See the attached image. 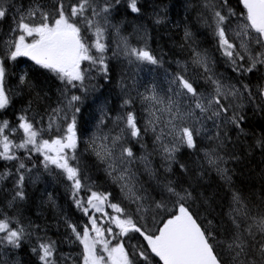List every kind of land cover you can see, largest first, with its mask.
<instances>
[{
	"label": "snow or ice",
	"instance_id": "1",
	"mask_svg": "<svg viewBox=\"0 0 264 264\" xmlns=\"http://www.w3.org/2000/svg\"><path fill=\"white\" fill-rule=\"evenodd\" d=\"M170 7L0 0V114L21 104L15 120L0 119V264H24L25 244L31 264H264V0H184L179 48L187 57L175 70L149 44L152 28L171 23ZM188 13L212 36V51L197 43ZM20 58L30 63L20 67ZM113 87L119 103L109 108L96 93ZM90 98L96 114L84 121ZM249 108L261 122L251 124ZM153 155L163 172L151 166ZM94 170L119 193L101 189ZM49 181L65 188L67 210ZM42 182L56 240L47 224L25 223L29 184Z\"/></svg>",
	"mask_w": 264,
	"mask_h": 264
},
{
	"label": "trees",
	"instance_id": "2",
	"mask_svg": "<svg viewBox=\"0 0 264 264\" xmlns=\"http://www.w3.org/2000/svg\"><path fill=\"white\" fill-rule=\"evenodd\" d=\"M165 2L171 5L170 12H169V17H170L171 23H169L167 25V27L161 25L158 28L157 27L152 28L151 29V40L149 41V44H150V47L153 49V51L157 55L161 54V52L167 53L168 55L165 56V60L166 61L172 60L173 63L171 64L170 67L172 70H175L177 68L175 61L180 60L181 64H183L184 59L187 57V52L182 51L179 48V44L182 43V37H183V33H184L183 23H184V17L186 15V13L184 12V9L182 7L184 0H165ZM233 3L235 4V0H233ZM188 15H192V17H193L192 24L195 25V27L193 28V31L198 32V35L196 37L197 43L202 48H208L210 51H212L213 50L212 36L208 33L207 29L203 28L199 24H196L194 14L188 13ZM177 24H179V27L176 26ZM1 25H4V24L1 23ZM131 31H132L131 27H128V26H126L125 29H123L124 35H128ZM0 33H2V31ZM109 43L111 44L112 48L115 47V45L111 43V38L109 39ZM131 43L139 44L142 42L138 41L137 38L135 36H133ZM109 55H111V51H109ZM217 56H219L218 53H217ZM28 63H30V62L27 60H23V58H21L19 66L22 67L21 64L25 65ZM110 63L113 66L114 83H115V79H119L120 61H118L117 59H113ZM217 70L219 72H223L226 76L231 74L230 67H227L223 63H220L217 65ZM189 74H191V72ZM253 82H255V80ZM201 83H202V81H201ZM102 92H103V94H101L99 92L96 93V96L99 98L98 102L99 101L103 102L107 98L109 101H111L108 104L109 108L114 107V106H118V103H119V90L118 89L113 87L111 89V91L105 89V90H102ZM52 94L56 96V90L55 89H54ZM20 107H21V104L19 102H17L15 104V109H11L12 111L9 110V112L5 118L10 119V120H15V115H13V112L15 111L16 114H18V109ZM136 111H137L138 118H139V124L141 127H143V125H144V119H143L144 113L140 110L139 105H137ZM247 112H248V116H249V120H250L251 124H257V123L261 122V116H260L259 112H256L255 116L253 115V109L249 108V109H247ZM94 114H96L95 113V106L92 105L91 98H90L87 105L85 106V108L83 110V120L84 121L90 120V118ZM114 114L115 113H113V115ZM147 142H148V151H151V149H152L151 134H149ZM133 144H134V148L136 150L137 156H139L141 154V147L139 144H135L134 141H133ZM85 147H86V145L81 143L80 151L83 152ZM258 152H259V150H257V155L255 157V161L251 165L252 169H255L256 165H258L260 163L261 158H260ZM88 159L92 160V159H94V157L89 156ZM151 159H152L153 165L155 166L154 168H158L160 172H163V168L160 167L161 160L159 158V155H153ZM3 163H4L3 161H0V171L4 170L3 169ZM92 175H93V179L95 181H97V183L102 182L104 184L103 188H108L109 190H115V185L112 184L110 178H108L102 170L101 171H95L94 170ZM142 179L148 180V176L143 175ZM237 179H239V178H237ZM8 186L10 187L11 184L8 183ZM34 188L35 187H32L30 185L28 187L30 198H31V195H33L35 192V191H33L30 193V191ZM58 189L60 191H62V187H58ZM246 194H247V192H246ZM4 195H5L4 193H0V201H3ZM62 201L63 202H61V201L59 202L57 199V205L60 208L67 210L69 203L67 201H64L63 199H62ZM2 207H3V204H0V208H2ZM51 211L52 210L49 209L48 206L41 205L40 202H38V201L35 202V201L30 199L28 204L26 205V209H25V213H24L25 223H27V221L30 219L36 223L41 224V225L47 224L49 226V229H50L48 232V235L52 239L56 240V239H58L57 228H56V212L54 211L52 214ZM72 212H74L75 215L77 216V213L75 211L72 210ZM63 231H64V229H63V227H61L60 232H63ZM61 248L64 252H68L70 250V246L67 243L61 244ZM20 259L24 262V264H31V261L34 259L31 255V252L29 250V246L27 244H25V246L20 250Z\"/></svg>",
	"mask_w": 264,
	"mask_h": 264
},
{
	"label": "rangeland",
	"instance_id": "3",
	"mask_svg": "<svg viewBox=\"0 0 264 264\" xmlns=\"http://www.w3.org/2000/svg\"><path fill=\"white\" fill-rule=\"evenodd\" d=\"M30 2V0H23V3L25 4V6H27V4ZM54 89H55V87H52V93H53V91H54ZM52 96H53V106H54V104H55V95H53L52 94ZM99 102H101V101H99ZM0 118H1V116H0ZM3 118H5V116H3L2 117V119ZM157 159V158H156ZM158 161V160H157ZM142 165H140V167H141ZM153 168L155 167L154 165H153V163H152V165H151ZM135 167V166H134ZM140 171H141V174H143V168H140ZM30 186H32L31 184H29ZM58 186H59V184H53V183H51V181H49V185H48V191L49 192H51L52 193V195L55 197V201H56V204H57V199L58 198H62L64 201H67L66 199L68 198L67 196V192H66V190L64 189V188H62V191H60L59 189H58ZM33 187V186H32ZM44 187H45V184L42 182V183H40V184H38V185H36L35 186V192H34V194L33 195H31V200H33V201H38V202H40V194H41V190H43L44 189ZM116 192H118V190L116 189ZM43 199L44 200H47V195L45 194L44 195V197H43ZM40 204H41V202H40ZM47 206V205H46ZM49 209H51L52 211V214H53V212H54V210L52 209V208H50L49 207ZM108 211H111L110 209H108Z\"/></svg>",
	"mask_w": 264,
	"mask_h": 264
},
{
	"label": "bare ground",
	"instance_id": "4",
	"mask_svg": "<svg viewBox=\"0 0 264 264\" xmlns=\"http://www.w3.org/2000/svg\"><path fill=\"white\" fill-rule=\"evenodd\" d=\"M6 28H7L6 25H1V24H0V32H1V31L4 32V31L6 30ZM142 176H143V175H142ZM98 184H99L101 187H103V185H104L102 182H101V183L99 182ZM114 191H116V186H115V190H114Z\"/></svg>",
	"mask_w": 264,
	"mask_h": 264
}]
</instances>
